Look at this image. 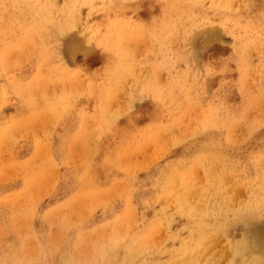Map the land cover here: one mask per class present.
I'll use <instances>...</instances> for the list:
<instances>
[{
    "label": "rangeland",
    "instance_id": "obj_1",
    "mask_svg": "<svg viewBox=\"0 0 264 264\" xmlns=\"http://www.w3.org/2000/svg\"><path fill=\"white\" fill-rule=\"evenodd\" d=\"M263 120L264 0H0V264H264Z\"/></svg>",
    "mask_w": 264,
    "mask_h": 264
},
{
    "label": "bare ground",
    "instance_id": "obj_2",
    "mask_svg": "<svg viewBox=\"0 0 264 264\" xmlns=\"http://www.w3.org/2000/svg\"><path fill=\"white\" fill-rule=\"evenodd\" d=\"M207 27H208V26H207ZM47 28H48V27H47ZM207 29H208V28H207ZM63 30H64V29H63ZM176 35H177V34H176ZM176 35H175V36H176ZM39 36H40V35H39ZM175 36H174V37H175ZM2 39H3V38H2ZM42 39H43V38H42ZM24 41H25V40H24ZM32 45H33V44H32ZM125 49H126V48H125ZM183 50H184V49H183ZM190 50H191V49H190ZM36 52H37V51H36ZM183 52H184V51H183ZM242 55H243V54H242ZM33 56H34V55H33ZM245 57H246V56H245ZM182 58H183V57H182ZM178 59H179V58H178ZM22 62H23V61H22ZM54 63H55V62H54ZM188 63H189V62H188ZM247 63H248V62H247ZM132 65H133V64H132ZM249 69H251V68H249ZM134 70H135V69H134ZM187 70H188V69H187ZM51 72H52V71H51ZM158 72H159V71H158ZM244 72H245V71H244ZM246 72H247V71H246ZM143 73H144V72H143ZM45 75H46V74H45ZM154 76H155V75H154ZM189 77H190V76H189ZM44 78H45V77H44ZM43 80H44V79H43ZM43 80H42V81H43ZM58 80H59V79H58ZM58 80H57V81H58ZM61 80H62V79H61ZM64 80H65V79H64ZM33 81H34V80H33ZM33 81H32V82H33ZM37 81H38V79H37ZM244 81H245V80H244ZM68 82H69V80H68ZM33 83H35V82H33ZM45 83H46V82H45ZM53 83H54V82H53ZM244 83H245V82H244ZM246 83H247V82H246ZM31 85L33 86V84H31ZM42 85H43V84H42ZM35 86H36V83H35ZM35 86H34V87H35ZM40 86H41V85H40ZM22 87H23V86H22ZM247 88H248V87H247ZM25 89H26V88H25ZM38 89H39V88H38ZM165 89H166V88H165ZM36 90H37V89H36ZM30 91H31V90H30ZM75 91H76V90H75ZM165 91H166V90H165ZM115 93H116V92H115ZM60 95H61V94H60ZM191 95H192V94H191ZM254 96H255V95H254ZM25 97H26V96H25ZM188 99H189V98H188ZM112 102H113V101H112ZM182 103H183V101H182ZM182 103H181V104H182ZM114 104H115V103H114ZM199 104H200V103H199ZM251 106H252V105H251ZM40 108H41V107H40ZM261 110H262V109H261ZM258 111H260V110H258ZM206 113H207V112H206ZM214 114H215V113H214ZM206 115H207V114H206ZM227 116H228V115H227ZM261 117H262V116H261ZM32 118H33V116H32ZM203 118H204V117H203ZM208 118H209V117H208ZM211 118H212V117H211ZM199 119H200V118H199ZM214 120H215V119H214ZM209 121L211 122V120H209ZM263 121H264V120H263ZM176 122H177V121H176ZM212 122H215V121H212ZM197 123H198V122H197ZM204 123H205V122H204ZM223 123L225 124V122H223ZM213 124H214V123H213ZM197 125H198V124H197ZM203 125H204V124H203ZM209 125H210V123H209ZM215 125H216V124H215ZM215 125H213V126H215ZM211 126H212V125H211ZM211 126H210V127H211ZM210 127H209V128H210ZM248 127H249V126H248ZM250 127H251V126H250ZM207 128H208V127H207ZM200 130H201V129H200ZM200 130H198V131H200ZM204 130H206V129H204ZM188 131H191V130H188ZM186 133H187V132H186ZM192 133H193V132H192ZM232 133H233V132H232ZM187 137H188V136H187ZM41 138H42V137H41ZM230 138H232V136H230ZM178 139H179V138H178ZM181 139L183 140L182 137H181ZM211 141H212V140H211ZM37 142H38V141H37ZM207 142H208V140H207ZM177 143H178V142H177ZM170 144H171V143H170ZM170 144H169V145H170ZM177 145H178V144H177ZM169 147H170V146H169ZM171 147H172V146H171ZM216 147H217V146H216ZM212 152H213V151H212ZM215 152H216V151H215ZM196 153H197V152H196ZM196 153H195V154H196ZM209 153H210V152H209ZM215 156H216V154H215ZM219 157H220V156H219ZM195 158H196V157H195ZM192 159H193V158H192ZM224 159H225V158H224ZM228 159H229V158H228ZM260 159H261V158H260ZM260 159H259V160H260ZM190 160H191V159H190ZM203 160H205V159H203ZM226 160H227V159H226ZM237 160H238V159H237ZM260 161H262V160H260ZM9 162H10V161H9ZM9 162H8V163H9ZM37 162H38V161H37ZM191 162H192V161H191ZM191 162H190V163H191ZM231 162H232V161H231ZM20 163H21V162H20ZM206 164H207V163H206ZM214 164H215V163H214ZM221 164H222V163H221ZM256 165H257V164H256ZM166 166H168V165H166ZM170 166H171V165H170ZM188 166H189V165H188ZM188 166H187V167H188ZM233 166H234V165H233ZM197 167H198V166H197ZM230 167H231V166H230ZM166 168H167V167H166ZM258 168H259V167H258ZM172 169L175 170L174 167H173ZM183 169H184V168H183ZM234 169H235V168H234ZM247 169H248V168H247ZM168 170H169V169H168ZM249 170H251V168H250ZM171 171H172V170H171ZM191 171H192V169H191ZM174 172H175V171H172V172H171V175H172V173H174ZM263 172H264V171H263ZM168 174H169V173H168ZM192 174H193V173L191 172V176H192ZM196 174H197V173H196ZM184 175H186V173H185ZM184 175H183V176H184ZM165 176H166V175H165ZM179 176H180V175H179ZM183 176H182V178H184L183 180H185V177H183ZM191 176H189V177H191ZM168 177H170V175H167V179H168ZM187 177H188V176H187ZM193 177H195V176H193ZM193 177H192V178H193ZM261 177H262V176H261ZM163 178H164V177H163ZM178 179H179V178H178ZM180 179H181V178H180ZM180 179H179V180H180ZM187 179L189 180V178H187ZM190 179H191V178H190ZM196 179H197V178H196ZM258 179H259V178L256 179V182H257ZM261 179H262V178H261ZM158 180H159V179H158ZM163 180H164V179H163ZM181 180H182V179H181ZM188 180H187L186 182H188ZM155 181H156V180H155ZM159 181H160V180H159ZM161 181H162V180H161ZM194 181H195V180H194ZM196 181H197V180H196ZM263 181H264V180H263ZM263 181H262V183H263ZM167 182H168V181H167ZM186 182L184 181L185 184H187ZM189 182H190V183H189ZM189 182H188V184H191V181H189ZM161 183H162V182H161ZM259 183L262 184L261 182H259ZM157 184H160V183H157ZM171 184H172V183H171ZM171 184H170V185H171ZM192 184H193V183H192ZM256 184H258V183H256ZM195 185H196V183L193 184L194 189H196V188H195ZM228 185H229V184H228ZM153 186H156V185L154 184ZM161 186H162V185H161ZM178 186H180V181H179V185H178ZM223 186H224V185H223ZM238 186H239V185H238ZM159 187H160V186H159ZM167 187H168V186H167ZM175 187H176V186H175ZM181 187H182V186H181ZM186 187H188V186H186ZM190 187H191V186H190ZM259 187H262V186L259 185ZM124 188H125V187H124ZM169 188H170V186H169ZM201 188H202V187H201ZM159 189H163V187H161V188H159ZM172 189H173V187H172ZM175 189H176V188H175ZM182 189L184 190L183 187H182ZM182 189H181V190H182ZM186 189H187V188H186ZM261 189H262V188H261ZM167 190H169V189H167ZM183 190H182V192H183ZM189 190H190V189H189ZM191 190H192V189H191ZM191 190H190L189 193H191ZM159 191H161V190H159ZM172 191H174V189H173ZM185 191H186V190H185ZM185 191H184V192H185ZM166 192H167V191H166ZM166 192H165V194L162 195V196H166V198H167L166 200H170L169 198L172 197L171 195H173V194L171 193V195H168V193H169V192H168L167 195H166ZM196 192H197V191H196ZM208 192H210V191H208ZM176 193H178V192H176ZM161 194H162V193H161ZM161 194H159V195H161ZM185 194H186V193H185ZM187 194H188V193H187ZM187 194H186V195H187ZM207 194H208V193H207ZM228 194H229V193H228ZM175 195H176V194H175ZM177 195H178V194H177ZM186 195L183 194L184 197H185ZM188 195H189V194H188ZM204 195H205V194H204ZM222 195H223V194H222ZM257 195H258V194H257ZM262 195H263V194H262ZM169 196H170V197H169ZM194 196H196V194H195ZM206 196H207V197H206ZM206 196H205V198H208V195H206ZM22 197H23V196H22ZM168 197H169V198H168ZM173 197L176 198L175 200H177V202H178L179 200H181V199L178 200V198H177L176 196H173ZM188 197H190V200H191L193 196H192V197H191V196H188ZM202 197H204V196H202ZM11 198H12V197H11ZM115 198H116V197H115ZM174 198H173V199H174ZM239 198H240V197H239ZM242 198H243V197H242ZM247 198H248V197H247ZM103 199H104V198H103ZM173 199H172V200H173ZM184 199H185V198H184ZM187 199H188V198H186L185 200L182 199V203H184L185 205H188V204H189V201H188ZM3 200H4V199H3ZM164 200H165V198H164ZM175 200L171 201V204H172V202H173V206H174V207L176 206V204L174 203ZM202 200H203V199H202ZM184 201H186L187 204H186ZM187 201H188V202H187ZM191 201H192V200H191ZM207 201H208V200H207ZM238 201H239V200H238ZM9 202H10V201H9ZM177 202H176V203H177ZM194 202L196 203V202H198V201H197V200H194ZM203 202H204V200H203ZM203 202H202V203H203ZM237 203H238V202H237ZM237 203H236V204H237ZM203 204H204V203H203ZM225 204H226V203H225ZM242 204H243V200H242ZM177 205H181V204L178 202ZM190 205H192V204H189V206H190ZM193 205H194V204H193ZM193 205L190 206V207H187V209L189 208V209H188V212L190 211V208L193 207ZM206 206H207V205H206ZM230 206H231V205H230ZM240 206H241V205H240ZM169 207H170V206H169ZM232 207H233V206H232ZM235 207H236V206H235ZM243 207H244V206H243ZM175 208H176V207H175ZM180 208H181V210H182V205H181ZM193 208H194V207H193ZM193 208H191V209H193ZM5 209H6V208H5ZM179 210H180V209H179ZM179 210H178V211H179ZM226 210H227V209H226ZM226 210H225V212H226V214L228 215V211H229V210H228V211H226ZM237 210H238V209H237ZM239 210H242V209L240 208ZM254 210H255V209H254ZM254 210H253V211H254ZM215 211H217L218 214H221L222 212L224 213V209H220V208H217V207H216V210H215ZM232 211H233V210H232ZM182 212H185V211H182ZM182 212H180L181 215L183 214ZM191 212H193V210H191ZM191 212H190V213H191ZM229 212H231V211H229ZM259 212H260V211H259ZM73 213H74V212H73ZM190 213H189L188 215H186V216H188L189 218H190ZM202 213H203V216H204L205 218H207V217H209V216H210V217H209L210 219L212 218V215H213V214L208 215V216L206 217L207 214L204 215V212H202V211H201V213H200L201 215L199 214L198 216L202 217ZM206 213H207V212H206ZM213 213H214V212H213ZM223 213H222V214H223ZM233 213H235V211L232 212V216L228 217L230 223H232V222H233L234 220H236L237 217H238V216H236V215H233ZM186 214H187V212H186ZM194 214H195V213H194ZM224 214H225V213H224ZM249 214H250V212H249ZM23 215H24V214H23ZM177 215H178V214H177ZM183 215H184V214H183ZM183 215H182V216H183ZM216 215H217V214H216ZM251 215L254 216L255 214L252 213ZM186 216H185V218H186ZM213 216H215V215H213ZM217 216H218V215H217ZM225 217H226V219H228L227 216H225ZM191 218H192V217H191ZM196 218H197V217H196V215H195V217H193V220L196 219ZM209 218H208V219H209ZM245 218H246V217H245ZM256 218H257V217H256ZM256 218H255V216H254V220H256ZM186 219H188V218H186ZM186 219H185V220H186ZM203 219H204V218H203ZM212 219H213V218H212ZM226 219H225V221H226ZM258 219L261 220L262 217H261V218L258 217ZM263 219H264V218H263ZM204 220H205V219H204ZM239 220H240V219H239ZM247 220H248V218L246 219V221H247ZM259 220H257V222H258ZM172 221H173V220H172ZM175 221H176V220H175ZM175 221H174V222H175ZM205 221H207V220H205ZM213 221H214V219H213ZM225 221H224V222H225ZM240 221H241V220H240ZM248 221H250V220H248ZM192 222H193V221H192ZM198 222H199V221H198ZM207 222H208V221H207ZM244 222H245V221H244ZM202 223H203V222H202ZM208 223H209V222H208ZM234 223H237V221H236V222L234 221L233 224H234ZM240 223H242V222H240ZM185 224H186V223H185ZM199 224H200V222H199ZM204 224H205V223H204ZM204 224H203V225H204ZM228 224H229V223H228ZM228 224H227V226H228ZM246 224H247V223H246ZM250 224H251V223H250ZM194 225H195V224H194ZM197 225H198V224H197ZM197 225H196V226H197ZM225 225H226V224H225ZM231 225H232V224H231ZM234 225H235V224H234ZM244 225H245V224H244ZM248 225H249V224H248ZM201 226H202V225H201ZM201 226H200V227H201ZM204 226H205V225H204ZM206 226H208V225H206ZM212 226L214 227V224H213ZM180 227H181V226H180ZM188 227H189V226H188ZM200 227H199V228H200ZM215 227H216V226H215ZM218 227H221L220 224H219V226H217V228H218ZM229 227H230V226H229ZM115 228H116V227H115ZM210 228H211V227H210ZM217 228H215V229H217ZM226 228H227V230L225 229V230H222V231H227V232H228L229 228H228V227H226ZM181 229H182V228H181ZM188 229H189V228H188ZM200 229L202 230V228H200ZM208 229H209V226H208ZM220 229H223V227H222V228H218L216 231H218V230H220ZM110 230H111V229H110ZM189 230H190V229H189ZM211 230H213V229H211ZM186 231H188V230L186 229ZM206 231H207V230H206ZM220 231H221V230H220ZM222 231H221V232H222ZM156 232H157V231H156ZM180 232H181V231H180ZM188 232H189V231H188ZM212 232H213V231H212ZM227 232H226V234H227V236H228L229 234H228ZM186 233H187V232H186ZM191 233H192V232H191ZM208 233H209V231L207 232V234H208ZM217 233H219V231H218ZM243 233H244V232H243ZM184 234H185V233H184ZM189 234H190V233H189ZM189 234H188V236H189ZM211 234H212V233H211ZM213 234H216V232H215V233L213 232ZM222 234H224V233L222 232ZM204 235H205V234H204ZM218 235H219V234H218ZM205 236H207V235H205ZM208 236H209V235H208ZM210 236H211V235H210ZM225 236H226V235H225ZM225 236H224V237H225ZM243 236H244V238H246L245 235H243ZM24 237H25V236H24ZM99 237H100V236H99ZM145 237H146V236H145ZM197 237H198V235H197ZM211 237H212V236H211ZM211 237H210V238L206 237V239H208V240L210 239V240H211ZM213 237L216 238L217 236H216V237L213 236ZM213 237H212V239H213ZM25 238H26V237H25ZM33 238H34V237H33ZM141 238H142V237H141ZM177 238H178V237H177ZM194 238H196V237H194ZM199 238H201L203 241H204V239H205V237L202 238V235H201V237H199ZM230 238H231V237H230ZM230 238L227 237L226 239H227V240L229 239V241H231L232 239L230 240ZM244 238H243V239H244ZM138 239H139V237L137 238V240H138ZM171 239H172V238H171ZM173 239H174V241H175V238H173ZM179 239H180V238H179ZM192 239H193V238H192ZM216 239H217V238H216ZM219 239H220V238H219ZM117 240H118V239H117ZM147 240H148V239H147ZM198 240H199V239H198ZM198 240H197V238H196V242H197V243H198V242L200 243V240H199V241H198ZM202 240H201V241H202ZM241 240H242V239H241ZM248 240H249V239H248ZM248 240H245V239H244V240H243V243H242L241 241H239V242H241L242 245H243L244 243L246 244V241L249 242ZM132 241H133V240H132ZM132 241H130V242L132 243ZM135 241H136V239H135ZM139 241H140V240H139ZM139 241H138V244L140 245L141 243H140ZM183 241H184V240H183ZM194 241H195V240H194ZM203 241H202V243H201L202 245L199 244V247H196L197 250H199V249H200V248H201V247L207 242V240H206V242H205V241L203 242ZM211 241H212V240H211ZM213 241H214V240H213ZM213 241H212V242H213ZM217 241H219V240H217ZM224 242H225V240H224ZM226 242H227V241H226ZM232 242H233V241H232ZM128 243H129V242H128ZM134 243H137V242H134ZM143 243H144V242H143ZM148 243H149V242H148ZM183 243H184V242H183ZM183 243H182V244H183ZM191 243H193V242H191ZM191 243H190V244H191ZM194 243H195V242H194ZM197 243H196V244H197ZM215 243H216V242H215ZM215 243H214V244H215ZM230 243H231V242H230ZM144 244H147V243H144ZM180 244H181V243H180ZM210 244H212V243H210ZM210 244L208 243L207 246H208V245L211 246ZM214 244H213V245H214ZM221 244L224 245L225 243H221ZM221 244H220V246H221ZM237 244H238V243H237ZM245 244L243 245V248H244ZM97 245H98V244H97ZM130 245H131V244H130ZM136 245H137V244H136ZM148 245H149V244H148ZM148 245H147V246H148ZM239 245H241V244H238V247H237L236 244H235V247L240 248ZM134 246H135V245H134ZM200 246H201V247H200ZM209 246H208V247H209ZM231 246L233 247V245L230 244V247H231ZM246 246H247V245H246ZM246 246H245V247H246ZM249 246H250V245H249ZM119 247H121V246H119ZM124 247H125V246H124ZM128 247H129V245H128ZM141 247H142V246H141ZM182 247H183V246H182ZM191 247H192V245H191ZM193 247H195V246H193ZM232 247H231V248H232ZM98 248H99V247H98ZM98 248H97V249H98ZM109 248H110V247H109ZM112 248H113V246H112ZM131 248H133V246H132ZM139 248H140V247H139ZM146 248H147V247H146ZM148 248H149V246H148ZM148 248H147V249H148ZM184 248H186V246H185ZM184 248H183V249H184ZM189 248H190V247H189ZM189 248H186V249H189ZM196 248H195V250H196ZM221 248H222V247H221ZM224 248H225V247H224ZM228 248H229V247H228ZM231 248H230V249H231ZM243 248H242V249H243ZM247 248H248V247H247ZM126 249H127V248H126ZM126 249H125V250H126ZM133 249H134V248H133ZM133 249H132L131 252H133ZM140 249H142V248H140ZM140 249H139V250H140ZM144 249H145V248H144ZM170 249H171V248H170ZM170 249H169V252H170ZM190 249H191V248H190ZM192 249H193V248H192ZM215 249H218V248H215ZM232 249H233V248H232ZM244 249H245V248H244ZM244 249H243V250H244ZM248 249H249V248H248ZM250 249H252V248H250ZM125 250L123 249V251H125ZM139 250L137 249V251H139ZM158 250H159V249H158ZM171 250H172V249H171ZM178 250L180 251L181 249H178ZM195 250H194V252H195ZM197 250H196V252H197ZM207 250H208V248H207L206 246H205V249H204V247H203L202 251L200 252V253H201L200 255H202V254L204 255V252H203V251H206V252H207ZM213 250H214V249H213ZM237 250H238V249H237ZM237 250L235 249V251H234V253H233V254H235V256H233V257H235V258H236V256H238V255H236V253L239 252L238 254H239V255L241 254V252H240V251H237ZM243 250H242V251H243ZM96 251H97V250H96ZM191 251H192V250L189 251V252H190L189 254L193 253V252H191ZM199 251H200V250H199ZM199 251H198L197 254L195 253L196 256H197V255L199 256ZM222 251H223V249H222ZM222 251H221V252H222ZM229 251H231V250H229ZM236 251H237V252H236ZM126 252H127V251H126ZM165 252H166V251H165ZM172 252H174V251H172ZM183 252H186V254H187V251H184V250H183ZM206 252H205V253H206ZM211 252L213 253L214 251H211ZM211 252H210V254H211ZM215 252H217V251H215ZM83 253H85V252H83ZM94 253H95V252H94ZM124 253H125V252H124ZM134 253H135V252H134ZM155 253H156V252H155ZM162 253H164V251H163ZM166 253H167V252H166ZM166 253H164V254H166ZM175 253H178V251L176 252V250H175ZM181 253H182V252L180 251L179 254L181 255ZM219 253H220V252H219ZM248 253H249V252H248ZM129 254H130V253H129ZM132 254H133V253H132ZM160 254H161V253H160ZM164 254H162V256H163ZM171 254H172V253H171ZM171 254H170V255H171ZM179 254H178V255H179ZM186 254L183 255L184 258H185V256H186ZM95 255H98V254H95ZM95 255H94V256H95ZM168 255H169V254H168ZM176 255H177V254H176ZM178 255H177V256H178ZM192 255H193V254H192ZM192 255H190V256H192ZM195 255H193V256L195 257ZM208 255H209V254H208ZM211 255H212V254H211ZM213 255H214V254H213ZM213 255H212L211 257H213ZM221 255H222V257H223V253H222ZM221 255H220V256H221ZM256 255H257V253H256ZM14 256H15V255H14ZM100 256H101V254H100ZM113 256H114V255H113ZM113 256H112V257H113ZM135 256H136V255H135ZM140 256H141V255H140ZM150 256H151V255H150ZM177 256H176V257H177ZM190 256L188 257V260H189V258H190L189 262H191L192 260H194V257H193L192 260H191V257H190ZM198 256H197V257H198ZM209 256H210V255H209ZM220 256H219V257H220ZM240 256H241V255H240ZM240 256H239V257H240ZM245 256H246V255H245ZM132 257H133V256H132ZM137 257H139V256H137ZM173 257H174V259L176 258L175 255H174ZM173 257H172V258H173ZM180 257H181V258H180ZM200 257H203V256H200ZM246 257H247V256H246ZM258 257H261V255L258 254ZM92 258H93V256H92ZM94 258H97V257L95 256ZM101 258H102V257H101ZM113 258H114V257H113ZM125 258L127 259L128 257L126 256ZM129 258H130V257H129ZM133 258H134V257H133ZM168 258H170V257H168ZM177 258H178V257H177ZM177 258H176L175 260L172 259V260L174 261V264H176L175 262H176V260H178ZM179 258H180V260H181V259H184L182 256H179ZM195 258H196V257H195ZM205 258H206V260H207V256H206ZM205 258H204V259H205ZM216 258H217V256H216ZM240 258H241V257H240ZM242 258H244V257H242ZM242 258H241V259H242ZM251 258H252V257H251ZM137 259H139V258H137ZM170 259H171V258H170ZM185 259L187 260V257H186ZM185 259H184V262H185L184 264H186V263L188 262V261H185ZM201 259H202V258H199V257H198V260L196 261V259H195V261L198 263ZM204 259H203V260H204ZM209 259H210V257H209ZM209 259H208V260H209ZM217 259H218V258H217ZM233 259H234V258H233ZM257 259H258V263H259V262L261 263V260L259 261V258H257ZM25 260H26V259H25ZM96 260H97V259H96ZM108 260H109V259H108ZM214 260H216V259L214 258ZM220 260H222V259L219 258V261H220ZM245 260H246V259L244 258L243 261H245ZM263 260H264V258H263ZM106 261H107V260H106ZM133 261H134V260H133ZM150 261H151V260H150ZM159 261H160V260H159ZM165 261H166V260H165ZM165 261L163 262V264L166 263ZM204 261H205V260H204ZM209 261H210V260H209ZM209 261H207V262H209ZM212 261H213V259H212ZM216 261H217V260H216ZM219 261H218V262H219ZM228 261H229V260H228ZM243 261H242V264L244 263ZM91 262H92V259H91ZM156 262H157V261H155V263H156ZM170 262H171V260H170ZM170 262H168V264H170ZM180 262L183 263V260L180 261ZM213 262H215V261H213ZM213 262H211V263H213ZM218 262H217V263H218ZM247 262H248V261H247ZM247 262L245 261L244 264H246ZM108 263H109V261H108ZM143 263H144V262H143ZM157 263H158V262H157ZM172 263H173V262H172ZM172 263H171V264H172ZM178 263H179V261H178ZM194 263H195V262H194ZM197 263H195V264H197ZM231 263H232V261H231ZM256 263H257V262H256ZM263 263H264V262H263ZM28 264H29V263H28ZM90 264H91V263H90ZM92 264H94V263H92ZM150 264H152V263H150ZM160 264H161V263H160ZM179 264H180V263H179ZM201 264H205V263H203V261H202ZM207 264H208V263H207ZM218 264H219V263H218ZM237 264H238V263H237ZM252 264H254V263H252Z\"/></svg>",
    "mask_w": 264,
    "mask_h": 264
}]
</instances>
